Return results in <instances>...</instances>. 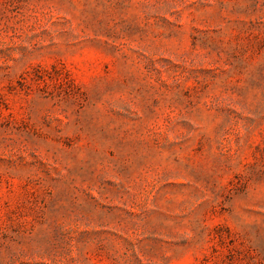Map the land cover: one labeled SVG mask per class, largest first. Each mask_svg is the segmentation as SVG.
I'll use <instances>...</instances> for the list:
<instances>
[{
	"label": "rangeland",
	"instance_id": "1",
	"mask_svg": "<svg viewBox=\"0 0 264 264\" xmlns=\"http://www.w3.org/2000/svg\"><path fill=\"white\" fill-rule=\"evenodd\" d=\"M0 264H264V0H0Z\"/></svg>",
	"mask_w": 264,
	"mask_h": 264
}]
</instances>
